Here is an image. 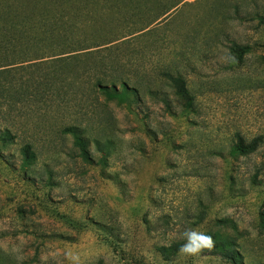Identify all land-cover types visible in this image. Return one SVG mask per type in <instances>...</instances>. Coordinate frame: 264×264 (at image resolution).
Returning a JSON list of instances; mask_svg holds the SVG:
<instances>
[{
  "label": "rangeland",
  "instance_id": "obj_1",
  "mask_svg": "<svg viewBox=\"0 0 264 264\" xmlns=\"http://www.w3.org/2000/svg\"><path fill=\"white\" fill-rule=\"evenodd\" d=\"M78 2L98 72L137 93L108 101L85 76L32 95L28 70L9 97L1 78L0 264H264V0ZM191 231L212 246L180 252Z\"/></svg>",
  "mask_w": 264,
  "mask_h": 264
},
{
  "label": "trees",
  "instance_id": "obj_2",
  "mask_svg": "<svg viewBox=\"0 0 264 264\" xmlns=\"http://www.w3.org/2000/svg\"><path fill=\"white\" fill-rule=\"evenodd\" d=\"M76 1L78 5L74 3L71 8L66 0H0V81L5 75L12 80L7 82V85L10 84L9 97L17 93V88H12V72L28 70L32 71L30 79L20 82L25 86V91L32 95L41 93L39 96H42L47 90L58 89L61 83L73 87L85 76L90 79L92 90H97L108 101L124 104L137 93L136 88L128 86L126 82L116 88V83L108 78L111 76L98 72L99 58L90 50L102 45H97V42L85 45L80 40L84 24L79 18L70 16L80 9V2ZM261 23L264 24V18ZM167 78L175 95L187 100V109H190L193 97L186 80L178 73L167 74ZM22 94L26 95L24 92ZM16 95L18 97L20 93ZM4 100L1 93L0 106ZM65 132L73 134L81 156L90 161L88 144L79 128L71 126ZM11 136L7 131L3 142H11ZM29 147L26 146L23 151L27 165L33 160ZM255 149L257 139L249 144L241 142L236 148L244 154Z\"/></svg>",
  "mask_w": 264,
  "mask_h": 264
},
{
  "label": "clouds",
  "instance_id": "obj_3",
  "mask_svg": "<svg viewBox=\"0 0 264 264\" xmlns=\"http://www.w3.org/2000/svg\"><path fill=\"white\" fill-rule=\"evenodd\" d=\"M188 242L180 249V252L190 255L197 254L202 248L212 246V238L204 234L191 231L185 233Z\"/></svg>",
  "mask_w": 264,
  "mask_h": 264
}]
</instances>
